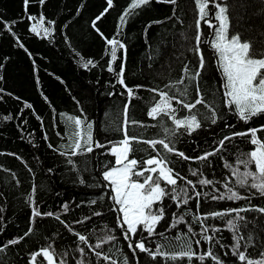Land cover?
Instances as JSON below:
<instances>
[{"label": "trees", "instance_id": "obj_1", "mask_svg": "<svg viewBox=\"0 0 264 264\" xmlns=\"http://www.w3.org/2000/svg\"><path fill=\"white\" fill-rule=\"evenodd\" d=\"M218 2L228 9L229 36L238 32L242 42L247 37L253 49L259 45L258 50L264 51V0ZM131 4L132 0H113V6L108 8L107 0H44L43 4L40 0H29L26 14L24 0H0V20L3 21L0 23V264H47L42 255L31 261V254L49 246L57 264L61 261L64 264H79L80 261L83 264H111L112 260L120 264L124 257L129 264H189L186 257L172 262L160 255L150 258L139 250L133 255L129 240L118 227L117 217H122V213L111 200V189H105L106 182L102 179L105 166L111 167L115 157L108 154V147H94L92 153L76 156H71L69 149L64 147L70 144L69 136L74 130L67 126V116L86 118L93 124V146L97 140L108 145L110 141L115 143L123 139V110L129 98L126 89L118 84L116 73L124 60V50H118L117 61L111 62V46L104 38L111 39L116 35L125 11L129 12L127 24L120 27L117 38L127 48L125 84L134 89L128 119L137 122L135 125L129 123L128 136L135 134L140 141L163 139L174 147L169 153L159 144L153 150L148 144L133 141L134 152L129 159L139 161L163 156L168 166L173 167L174 177L179 173L184 178H177L175 186L176 194L180 196L179 207L172 199L173 186L161 182L168 195L154 208L162 204L165 212L156 226V234L149 237L144 233L146 247L153 250L160 247L171 254L177 251L175 237L186 236L197 253L191 264H241L231 254L234 234H239L245 237L240 243L246 258H264L261 255L264 252V213L251 210L264 207V196L250 187L239 188L232 169L225 167V164H231L244 171L238 161L247 159V154L256 146L250 144V134L224 140L234 132L260 129L264 126V115L244 122L234 112V106L229 108L226 105L221 72L215 64L216 56L204 43L210 29L203 22L200 25V49L205 66L203 70L199 69V57L193 51L197 17L193 0H177L175 5L151 0L150 5L137 9H131ZM208 11H216L211 0ZM41 14L45 17V27L51 28L48 36L30 32L35 21L29 20L28 16L35 15L38 20ZM98 16L101 19L97 20ZM48 21H54V24L49 26ZM151 21L162 22L146 29ZM213 23L217 22L213 20ZM6 24L11 25V31ZM88 60L95 66L85 68L83 65ZM110 62L114 72L107 71ZM186 67L188 72H185ZM198 70L201 73L199 78L189 79ZM181 80L184 83H179ZM197 86L206 101L192 110L198 115L201 128L189 134L184 126H176L163 113L155 119L148 116L151 107L160 100L158 93L163 91L175 97L172 107L176 109V118L186 119L190 113L176 101L194 102ZM181 92L186 94L181 96ZM26 104L32 107L27 108ZM213 108L217 113L216 124L211 123ZM6 116L12 119H4ZM257 138L264 142V132L258 131ZM221 140H224L225 147L215 156L197 159L215 152L220 148ZM178 152H184L189 159L179 157ZM250 170L255 171V166L251 165ZM193 171L197 175L193 176ZM202 179H210L213 183L202 185L199 183ZM188 180L192 184H188ZM225 185L245 198L212 199L229 195ZM185 189L189 198L187 204L183 203L182 190ZM196 192L200 193L199 198ZM29 196L35 205L29 203ZM64 204L69 205L68 211H64ZM33 206L42 213L53 212L55 215L37 217L30 225ZM241 208L249 210L238 215L230 212ZM96 212L102 215H94ZM211 212L225 215L214 218L207 215ZM56 216L60 219L57 220ZM181 216L184 220L170 228ZM195 216H200L203 223L195 220ZM230 220L237 226L238 233L237 229H229ZM30 226L32 231L26 236ZM203 227H208L207 235L214 238L210 244L203 239ZM76 233L84 235L88 243H81ZM107 236L115 238L104 243L103 238ZM21 237L23 239L19 240ZM138 238L130 237L132 248ZM13 239L19 242L5 247ZM196 240L201 243L197 245ZM97 243L102 247H89ZM245 244L249 245L246 249ZM80 248L84 253L79 251ZM209 248L218 256L217 262L206 255ZM96 252L108 255L110 259L105 261L102 256L97 257ZM199 255H205V259L199 261Z\"/></svg>", "mask_w": 264, "mask_h": 264}, {"label": "snow or ice", "instance_id": "obj_2", "mask_svg": "<svg viewBox=\"0 0 264 264\" xmlns=\"http://www.w3.org/2000/svg\"><path fill=\"white\" fill-rule=\"evenodd\" d=\"M157 3H168L175 5L177 0H156ZM29 0H24L25 12L27 14ZM40 3L43 4L44 0H40ZM194 5L197 9V17L195 22L196 35H195V44L196 47L193 49L195 53H197L199 57V69L203 70L205 66V57L203 52L200 49L201 39H202V30L200 28L201 23H205L210 32L208 36L204 37V43L208 44L213 49V54L216 56L215 64L218 71L221 72L222 76V88L224 89L223 95L226 98L225 103L229 108H233L234 112L238 114V118L244 122L251 121L254 117L259 118L261 115H264V51H259V45L257 49L252 48V44H250L245 37V40L242 42L241 36L238 32H233L231 36H229L230 31V23L229 16L227 15L228 9L224 6H221V3L218 0H211L212 8L216 11L210 13L208 11L210 0H193ZM151 4V0H132L131 9H137L141 6H148ZM108 8L113 6V0H107ZM107 11V9H105ZM103 13L101 14V16ZM129 15L128 11H125L123 15L120 17V25L118 26V30L116 35L111 38H104L106 40V44L111 46L110 48V61L115 62L118 59V50H124V60L121 62L119 72L116 73L118 77V84L123 86L126 89L127 96L129 98L128 104L124 107V121H123V139L117 141L115 143L109 142L108 145L101 143L99 140L95 141L93 146V124L91 122H87L86 118L81 119L75 116H67L66 124L69 129L74 130L71 132L69 136V140L71 141L69 145L64 146L67 147L70 151L71 156L82 155L84 153H92L95 149H104L108 147V154L115 157L114 163L111 167L105 166L106 170L102 172V179L105 183V189H111V200L115 205L118 206V211L122 213V217L118 216V227L122 229L124 238L129 240V248L132 249L133 255H135L136 250H139L141 253H147L150 258L155 259L156 255H160L162 258L166 260H170L172 262L176 261L178 258L183 259L187 258L189 264H191V260L194 256H197V253L193 250L192 242L186 236L175 237L176 248L177 251L169 254L167 251H163L160 247L153 249H149L146 247V243L144 240V233L150 237L156 234V226L161 221L164 216L165 209L161 204L160 207L154 208V205L157 202H162L163 198L168 195L165 187L161 186V182H166L167 185L173 186L172 188V199L176 200L177 207H179L180 196L176 194V185L177 178L184 179L179 176V173H176L175 177L173 175V167L168 166V162L165 157L159 156L157 153V157H150L147 159L141 158L139 161L136 158L129 159V155L134 152L132 147L133 141L137 143L143 142L148 144L153 150L156 149V145L159 144L163 147L164 150L171 153L174 151V147L170 146V142H165V140H145L140 141L135 134L131 137L128 136V125L129 123L135 125L137 122L135 120L129 121L128 119V111L131 100L134 98V89L132 87H128L125 84V63H126V53L127 48L125 43H123L119 37L120 35V27L125 26L127 24V17ZM101 16H98L96 19H101ZM29 20L35 21L31 24L30 32L36 34L37 36H48L51 34V28L45 27V17L43 14L40 15L39 19L35 15H29ZM215 20L217 23H213ZM162 21H151L148 25H146V29L152 27L153 24L161 23ZM0 23H3L0 20ZM15 23V22H13ZM49 26L54 24V21H48ZM8 31H11V25H7ZM93 27H96L95 22H93ZM97 31H99L97 29ZM103 36V34L101 33ZM209 37H212L211 39ZM23 47V45H20ZM109 63L107 71L114 72L115 69L112 67V63ZM89 65L95 66L93 61L88 60L83 66L88 68ZM185 72H188L187 67L185 68ZM200 71H196L195 75L189 76V79H198L200 76ZM179 83H184L183 80L179 81ZM137 88L141 86H136ZM151 91L156 92L155 89ZM114 93H110L113 95ZM185 92H181V96L185 95ZM160 100L155 106L151 107V110L147 113L149 117L156 118L161 113L164 116L172 119L176 126H184L185 131L189 134L191 132L201 128L200 119H198V115L192 112L193 109L197 107V105H204L206 103L205 97L201 95L199 87L197 86V98L192 103H186L183 100H177L176 103L183 104V108L188 110L190 113L186 119H177L176 118V109L172 107V101L175 98L171 96L168 92L160 91L158 93ZM27 108H31L32 105L26 104ZM39 119V117H37ZM6 120H11V116L4 117ZM211 123H217V113L213 108L211 113ZM258 131L264 132V126H261L260 129L251 128L248 132H234L232 136H225L224 140H231L234 136H248L250 134V144L256 146L254 150L250 151L247 154V159H242L238 161V165H242L244 171H240V168L233 167L231 164H225V167L232 169V176L236 177V185L239 188L250 187L251 189H255L258 191L259 195L264 196V142L261 139L257 138ZM224 140L220 141V148L216 149L215 152L206 153L204 156L197 157L199 160H206L209 156H215L217 152L225 147ZM110 145V147H109ZM50 148L51 144L48 145ZM136 152L139 149L135 150ZM66 153H61V155H65ZM179 157L184 160L189 159V157L185 156L184 152L177 153ZM14 155V154H13ZM69 163H72L71 159H69ZM143 167H140V165ZM255 166V171L250 170V166ZM155 166V167H153ZM49 172L52 170L49 169ZM149 173L145 175V173ZM158 172V174H157ZM154 174H157L154 176ZM192 175H197L196 171L192 172ZM135 177V178H134ZM142 180V182H141ZM251 180V183L249 181ZM84 183L83 180L80 181ZM188 184H192L191 180L187 181ZM202 185L212 184L213 181L210 179H202L199 181ZM228 187L227 185H225ZM195 187V185H193ZM35 192V188L33 189ZM183 192V203H188V194L187 190H182ZM227 197L223 194L219 197H213L212 199H225L228 200H238L243 199L245 197L241 196L237 191L233 190V188L228 187ZM200 193L196 192V197L199 198ZM29 203L35 205V201L32 196H29ZM95 203V201H92ZM200 207V201L197 199V208ZM69 205L64 204V211H68ZM249 209H231L230 212H235L237 215L239 212L247 211ZM261 213H264V207L258 209ZM55 214L53 212H41L37 206L32 207V214L30 216V225L37 217H52ZM94 215H102V213L96 212ZM207 215L211 217H223L225 213L222 212H211ZM175 216V213H173ZM204 218H207L205 216ZM56 219L59 220L60 217L56 216ZM85 219H90V217H86ZM195 220L203 223V220L200 216H195ZM243 220V217H240ZM184 220V217L181 216L179 220H175L170 228H175L178 223ZM78 223H83V221H77ZM61 223H64L61 221ZM67 227V225H65ZM138 226L140 227V232L138 234ZM229 229H237V226L233 224L230 220L228 221ZM32 231L31 226L25 235H29ZM188 231L191 232L192 228L189 226ZM202 231L204 232L203 239L207 243H211L213 241V237L207 235L209 229L208 227H203ZM213 231H219V229H213ZM238 233V229H237ZM78 239L81 243L87 244V238L84 235L76 233ZM162 235V234H161ZM130 237H139L138 242L135 245V248H132V243ZM115 237L107 236L103 238V242L107 243L113 240ZM235 243L231 246V254L233 257H236L241 264H264V258L261 259H251L246 258L245 251L241 250L242 239H245L244 236L239 234H234ZM23 237L19 238L22 240ZM249 240L252 238L249 236ZM18 239H13L8 241L5 247L8 244H16L19 242ZM195 243L199 245L201 243L200 240H196ZM249 245L245 244L244 248L246 249ZM51 246L42 248L31 254V261H36L37 257L42 255L48 261V264H52L53 260V252L50 251ZM94 249H99L102 247L101 243H97L95 245H89ZM79 251L84 253V249L80 248ZM206 255L211 258L213 262L218 261V256L215 255L211 248L208 249ZM227 255V253H225ZM264 256V252L261 254ZM97 257H101L102 253L96 252ZM102 258L105 261H108L110 258L108 255H103ZM205 259V255H199L198 260L203 261ZM60 264H64L63 261ZM79 264H83V261H80ZM111 264H117V261L112 260ZM120 264H129L127 257L120 262Z\"/></svg>", "mask_w": 264, "mask_h": 264}, {"label": "rangeland", "instance_id": "obj_3", "mask_svg": "<svg viewBox=\"0 0 264 264\" xmlns=\"http://www.w3.org/2000/svg\"><path fill=\"white\" fill-rule=\"evenodd\" d=\"M153 167H155V166H153ZM157 174H158V172H157ZM33 264H35V263H33ZM47 264H48V261H47ZM52 264H57V263L55 262L54 258H53V260H52Z\"/></svg>", "mask_w": 264, "mask_h": 264}]
</instances>
